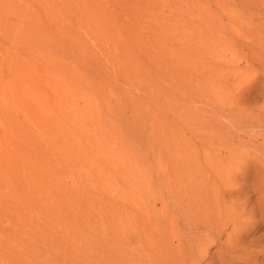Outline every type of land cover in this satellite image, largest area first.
<instances>
[{"label": "rangeland", "instance_id": "1", "mask_svg": "<svg viewBox=\"0 0 264 264\" xmlns=\"http://www.w3.org/2000/svg\"><path fill=\"white\" fill-rule=\"evenodd\" d=\"M256 116L264 0H0V264H151L241 136L254 182ZM239 193L195 264H264V186Z\"/></svg>", "mask_w": 264, "mask_h": 264}, {"label": "bare ground", "instance_id": "2", "mask_svg": "<svg viewBox=\"0 0 264 264\" xmlns=\"http://www.w3.org/2000/svg\"><path fill=\"white\" fill-rule=\"evenodd\" d=\"M250 114L251 116H253L255 112L251 111ZM256 117L258 119L257 121L258 124L256 126L264 127V120H262L264 116H262V118L260 116H256ZM240 127L244 129L243 130L244 132L246 131V129L244 128L245 126H240ZM235 128H236L234 129L235 131H239V126ZM260 130L262 129L260 128ZM249 138L257 139L256 144L250 145V146L253 149H255L257 152L261 153V155L263 156L259 161L260 168L258 169V173L255 176L256 178L254 179V182L250 184V186H248L245 183H243L241 179V178L247 177L246 175H244L247 172V166L244 167V165L247 164V162L246 161L239 162V158L241 157L240 155L242 153V151H240L241 142L244 141L243 137L241 136V140L238 142L237 145L232 143L228 147H226L227 150L229 151V155H228V160L227 159L225 160L226 161L225 165L217 164V166H214V172L217 175V177L211 178L212 179L211 187L209 191H203V189H200L201 191H197L196 193L197 196L195 195L194 200L192 199L194 201V205L192 206H189L191 204L189 205L187 204L188 206L183 205V203L185 205L186 203H189L190 200L188 202L186 201V203L184 202V199L181 200L182 204L181 206H179L181 207V210H182L181 213L195 212L194 217L197 218L198 214L200 212H203V214L206 216L205 217L206 219L205 218L203 219L201 217L200 220H197L196 218H194L195 219V220L193 219L194 222L192 223L191 221V226L188 227L189 228L188 231L186 230L187 232H190L191 234H188V235L187 233L184 234L182 231L180 232V230L179 231L173 230V232L168 233L167 237L170 243L167 242L168 240H164L165 239L164 237L166 235L162 237L161 235H159V233L156 234L157 232L153 234L148 233V236H149L148 246L150 248V251L147 249L144 250L145 252L144 257H147V259L149 258L148 263H151V264H195L199 259L202 260L203 258L204 259L206 258L208 254L207 252L208 248H207L206 243L210 241L211 235H214L212 237L214 238L216 237L217 239L216 241L220 242V244L222 245L221 249H223V247L228 248V246L231 245L232 240L229 241L230 239H232L231 235H227V239H225V241L223 240V237L224 235H226V232L224 228L223 229L220 228V226L223 224L220 217L222 215H225V216H228L227 221H233L239 215L240 211L242 210V207L246 205V201H244L243 206L237 205L235 211L230 212V214L222 213L218 209L217 207L218 203L216 202L219 194L221 193L222 190H226L229 194L236 193L235 195L236 199L230 196H227V197L228 199L231 200V202H234L236 200L235 203H237V202H241L240 200L244 198L242 197L243 195H240L239 192L244 191V190L245 192H248L249 187L252 189L256 188L257 190H259V189H262V187L264 186L262 184V175L264 174V133H260L259 135H252ZM239 167H244V168H242L239 172H237ZM262 192L263 191H261L259 194L261 195ZM237 194H239L240 196H238ZM206 195L208 196L207 200L205 199ZM211 197L213 198L214 201H211ZM202 242L205 243L206 247L203 245ZM236 242L238 241L236 240ZM239 242H241L242 244V241L239 240ZM199 243L203 246L202 248L200 247ZM237 245L239 244L237 243ZM200 248L203 252V254L201 252V255L200 253H198V251L200 252ZM187 249H188V252L187 254H185V250ZM153 254L156 255L155 256L156 258L154 257V259H152L154 256ZM196 255L198 256V258H196Z\"/></svg>", "mask_w": 264, "mask_h": 264}]
</instances>
